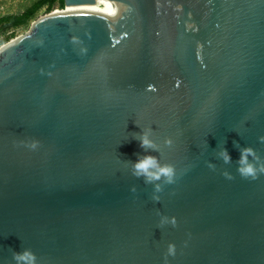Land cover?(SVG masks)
<instances>
[{
  "label": "water",
  "instance_id": "95a60500",
  "mask_svg": "<svg viewBox=\"0 0 264 264\" xmlns=\"http://www.w3.org/2000/svg\"><path fill=\"white\" fill-rule=\"evenodd\" d=\"M103 1L0 47V264H264V174L235 147L264 163V0ZM143 128L177 172L158 203Z\"/></svg>",
  "mask_w": 264,
  "mask_h": 264
},
{
  "label": "clouds",
  "instance_id": "9594fccd",
  "mask_svg": "<svg viewBox=\"0 0 264 264\" xmlns=\"http://www.w3.org/2000/svg\"><path fill=\"white\" fill-rule=\"evenodd\" d=\"M110 12L113 16L118 15L120 13L119 6L113 7L110 5ZM133 136L139 141L140 147L145 154H138L136 161L131 162V174L137 179H142L146 185H153L154 194L152 199L158 203L160 200L158 193L163 190V186L176 182V168L172 164H162L156 155L147 154L150 151L158 152V145L153 139V130L151 128H143L140 133H135ZM261 140L264 142V137ZM165 143L171 146L173 141L169 138ZM32 147H36V144L33 143ZM235 147L240 153L236 163L238 165L237 171L242 178L254 180L259 174H264V163L260 162V158L255 154L254 149L241 146L238 142ZM217 155L225 164L230 165L233 163L232 156L226 148H220ZM209 167L215 168V163L209 161ZM225 175L229 179L232 178L227 171ZM133 191H135V188H133ZM160 223H171L175 226L176 220L175 218L161 215ZM168 254H174V245H169ZM13 258L16 264H37V256L31 249L14 252Z\"/></svg>",
  "mask_w": 264,
  "mask_h": 264
},
{
  "label": "rangeland",
  "instance_id": "374dc122",
  "mask_svg": "<svg viewBox=\"0 0 264 264\" xmlns=\"http://www.w3.org/2000/svg\"><path fill=\"white\" fill-rule=\"evenodd\" d=\"M38 0H0V17L9 15V14H20L24 10H26L28 7H30L32 4L37 2ZM58 4H56L53 8V10L48 11L47 7L45 6L44 8L40 9L35 17L29 22L28 25L20 27V28H7L4 30H0V40H8L10 42L11 40L25 34L26 32L29 31L31 28L32 24L38 20L39 18L50 14L52 12H61L62 10ZM7 42V43H8ZM6 44V43H5ZM4 45V44H3Z\"/></svg>",
  "mask_w": 264,
  "mask_h": 264
},
{
  "label": "trees",
  "instance_id": "16d2710c",
  "mask_svg": "<svg viewBox=\"0 0 264 264\" xmlns=\"http://www.w3.org/2000/svg\"><path fill=\"white\" fill-rule=\"evenodd\" d=\"M56 4H58L61 9L65 8L64 0H38L20 14H9L2 16L0 17V30H4L7 28L16 29L26 26L35 17L40 9L46 6L47 10L51 11ZM8 41L9 39L5 41L0 40V47Z\"/></svg>",
  "mask_w": 264,
  "mask_h": 264
},
{
  "label": "bare ground",
  "instance_id": "6f19581e",
  "mask_svg": "<svg viewBox=\"0 0 264 264\" xmlns=\"http://www.w3.org/2000/svg\"><path fill=\"white\" fill-rule=\"evenodd\" d=\"M107 9V5L103 0H98L96 2V8H78V7H73V8H67L63 12H87V13H101L104 12ZM61 12H56V13H61Z\"/></svg>",
  "mask_w": 264,
  "mask_h": 264
}]
</instances>
